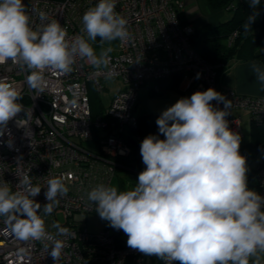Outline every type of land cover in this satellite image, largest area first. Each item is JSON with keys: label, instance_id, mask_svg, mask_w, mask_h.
<instances>
[{"label": "clouds", "instance_id": "clouds-1", "mask_svg": "<svg viewBox=\"0 0 264 264\" xmlns=\"http://www.w3.org/2000/svg\"><path fill=\"white\" fill-rule=\"evenodd\" d=\"M248 3L253 13L245 31L259 15L255 10L261 0ZM115 9L116 0H98L82 16L87 38H69L67 29L44 11L29 12L23 0H0V65L11 62L27 71L28 86L40 92L46 72L70 73L77 58L97 70L108 68L113 48L102 47L97 55L90 41L99 37L101 46L131 41L128 21ZM33 14L41 22L36 27ZM251 70L264 86V66L253 63ZM21 99L18 86L0 77V137H11L7 126L19 113L29 116ZM231 106V100L211 87L178 99L156 119L164 139L149 134L141 142L145 168L136 186L120 191L98 184L87 193L100 218L126 234L129 248L165 264H264V197L248 186L241 136L226 119ZM21 120L17 126L26 127ZM6 143L11 147V138ZM40 192L27 173L18 176L16 191L0 182V217L9 221L19 240L49 242L48 255L57 264L64 246L58 237L67 236L69 229L53 222L56 232L48 231L39 214L41 204L34 199ZM67 192L62 177L48 179L43 214L51 215L58 197Z\"/></svg>", "mask_w": 264, "mask_h": 264}, {"label": "built area", "instance_id": "built-area-1", "mask_svg": "<svg viewBox=\"0 0 264 264\" xmlns=\"http://www.w3.org/2000/svg\"><path fill=\"white\" fill-rule=\"evenodd\" d=\"M97 2L23 0L29 12L44 11L49 20H58L67 29L69 38L77 35L87 38L81 31L82 16ZM184 5V0H116L115 10L127 19L131 41L117 40V46L113 43L101 46L99 37L95 42L90 41L99 50L97 55L102 47L113 48L108 68L97 70L86 59L77 58L70 73L46 72L42 92L28 86L27 71L11 62L0 65V77H7L18 86L22 97L18 102L29 113L25 118L22 111L9 121L7 129L11 137L7 133L0 137V182H8L16 191L18 176L27 173L32 185L41 188L34 199L41 204L39 214L48 231L56 232L51 227L53 222L69 229L67 236L58 237L64 246L57 264H147L148 260V264L158 261L165 264L154 256L150 261L138 250L129 248L121 237L126 236L122 230L113 228L111 232L105 226L90 231L85 224L88 215L97 213L87 193L98 184L109 186L118 168H122L117 158L132 152L128 138L137 143L143 140L140 134L131 133L138 125L134 109L140 87L150 85L157 92L159 81L177 74L180 77L177 90L187 97L214 88L231 100L230 112L245 110L255 122L264 124V98L242 96L235 90L220 88L215 67L194 50L190 37L195 26L184 18ZM260 7L264 10V0ZM32 19L33 27L41 23L35 14ZM236 34V31L230 34L228 44ZM107 79L121 80L123 88L112 96L100 115L93 116L89 85L100 91ZM211 103L220 109L224 107L216 101ZM18 119L26 127H18ZM226 119L230 129L240 134L239 118L229 115ZM10 138L11 147L6 143ZM86 142H90L89 146ZM256 170L257 192L264 197V155ZM52 177H62L68 192L58 197L59 204L54 205L51 215L45 216L42 209L48 203L47 180ZM50 247L47 241L19 240L12 233L9 221L0 217V264H54L48 255Z\"/></svg>", "mask_w": 264, "mask_h": 264}, {"label": "trees", "instance_id": "trees-1", "mask_svg": "<svg viewBox=\"0 0 264 264\" xmlns=\"http://www.w3.org/2000/svg\"><path fill=\"white\" fill-rule=\"evenodd\" d=\"M215 8H223L232 5L227 11L232 12L231 17L214 25L206 24L195 27L194 33L190 37V43L194 50L210 65L215 67L217 74L222 73L233 59L240 60H260L264 63V10L260 5L255 11L259 13L256 20L252 23L251 28L245 31L243 25L247 22L248 16L253 13V9L246 1L233 3L234 0H208ZM237 34L228 44V37L232 32ZM170 84L172 88H177L180 77L171 75L158 82L159 91L161 92L162 84ZM91 102V101H90ZM91 104V103H90ZM92 115L97 116L102 112L95 114L91 107ZM252 120L250 141L240 146V154L246 157L247 163V182L250 189L258 191L257 179V156L264 153V124ZM131 133H138L144 139L149 134L160 135L156 125V118L150 115L138 117L136 130ZM164 139L163 135H160ZM141 146V143H138ZM140 146L132 147V152L126 157L117 158V162L122 166L117 171H127L126 178L120 180V191L131 190L136 186L138 175L144 170L145 165L142 162ZM255 163V166H251ZM157 264H161L158 261Z\"/></svg>", "mask_w": 264, "mask_h": 264}, {"label": "crops", "instance_id": "crops-1", "mask_svg": "<svg viewBox=\"0 0 264 264\" xmlns=\"http://www.w3.org/2000/svg\"><path fill=\"white\" fill-rule=\"evenodd\" d=\"M238 0H234L233 3ZM246 1L248 0H240ZM185 7L183 10L184 18L186 21H189L195 27L204 26L206 24L214 25L220 22H224L229 18L220 19L223 15L224 9L215 8L212 6L208 0H185ZM225 11H227L225 9ZM232 14V12H231ZM253 63L260 64L264 66L260 60H240L233 59L230 61L228 67L220 74H217V83L220 88L235 90L238 94L242 96H250V97H259L264 98V86H262L256 79L255 74L251 70V65ZM110 84L111 86H116L114 91H110L106 93V101H102L101 98L97 97L99 93L106 89V84ZM162 84L161 92L158 94H154L150 85H144L138 89V102L134 109V113L137 117H141L144 115H150L154 118H158L163 110L173 105L178 99L187 97L186 94L181 93L177 88H172L170 84L166 83ZM91 90H93L97 94L98 105H93L91 103V107L95 114L103 112V110L110 104V100L113 95H115L121 88H123V83L119 79H107L103 84V88L100 91H96L95 88L91 85ZM95 96V95H94ZM91 101V99H90ZM230 115L236 116L240 120L241 127V145H244L250 141L251 138V126L252 120L250 114L245 110H234ZM247 135V136H246ZM247 137V140L243 143V140ZM264 153H260L257 156V159L262 158ZM258 161V162H259ZM112 180V179H111ZM111 182V181H110ZM98 213L90 214L86 218V226L90 231H97L102 227H109V225L105 224L102 221H98ZM97 220V222H96ZM99 222V224H98ZM148 257V256H146ZM150 261H153L149 257Z\"/></svg>", "mask_w": 264, "mask_h": 264}, {"label": "rangeland", "instance_id": "rangeland-1", "mask_svg": "<svg viewBox=\"0 0 264 264\" xmlns=\"http://www.w3.org/2000/svg\"><path fill=\"white\" fill-rule=\"evenodd\" d=\"M184 1H185V0H184ZM184 3H185V2H184ZM184 7H185V5H184ZM230 15H231V12H230V11H225V10H224V11H223V15L220 17V19H222L221 21H223V19H225V18H229ZM111 43H113L114 46H117V42L113 41V42H111ZM95 51L98 52L99 50L96 48ZM98 55H99V54H98ZM115 87H116V86H111V85L108 84V82H107V84H106V89H107V90H103V91H102L101 93H99L98 96H97V94H96L93 90H91V87L89 86V98L91 99V103H93V105H96V106H97V105H98L97 97L101 98V100H102V101L104 100V102H105V101H106L105 99H106V97H107V96H105L106 93H109L110 91H114V90H115ZM115 91H116V90H115ZM94 95H95V96H94ZM96 96H97V97H96ZM246 136H247V135H246ZM246 140H247V137L243 140V143H244ZM89 144H90V142H89V143L86 142V146H89ZM256 162H258V159H256ZM251 166H252V167L255 166V163H252ZM126 175H127V171H117V172H116V175L112 178V180H111L109 186H115V187L118 188V190H120V180L125 179V178H126ZM126 190H128V189H126ZM59 220H60V221H63L61 216H59ZM99 220L102 221V222H104L105 224L109 225V222L106 221V220L101 219L100 216H98V221H99ZM96 222H97V220H96ZM98 224H99V222H98ZM109 229H110L111 232H114V230H113L112 227L109 226ZM121 237H122V239H123L125 242H127V237H126L124 234H122ZM148 263H149V260L147 261V264H148Z\"/></svg>", "mask_w": 264, "mask_h": 264}, {"label": "water", "instance_id": "water-1", "mask_svg": "<svg viewBox=\"0 0 264 264\" xmlns=\"http://www.w3.org/2000/svg\"><path fill=\"white\" fill-rule=\"evenodd\" d=\"M127 141L131 144V146L132 147H134V148H138L140 145L137 143V142H135L133 139H131V138H128L127 139Z\"/></svg>", "mask_w": 264, "mask_h": 264}]
</instances>
